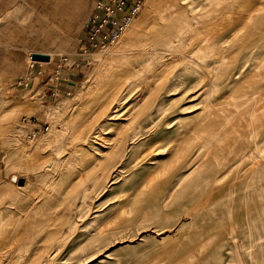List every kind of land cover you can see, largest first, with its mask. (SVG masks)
Here are the masks:
<instances>
[{
	"label": "rangeland",
	"instance_id": "rangeland-1",
	"mask_svg": "<svg viewBox=\"0 0 264 264\" xmlns=\"http://www.w3.org/2000/svg\"><path fill=\"white\" fill-rule=\"evenodd\" d=\"M95 1L0 0V264H264V1L201 0L125 111L149 107L150 129L84 113L161 0H132L69 96L13 85L32 53L79 48Z\"/></svg>",
	"mask_w": 264,
	"mask_h": 264
},
{
	"label": "bare ground",
	"instance_id": "bare-ground-1",
	"mask_svg": "<svg viewBox=\"0 0 264 264\" xmlns=\"http://www.w3.org/2000/svg\"><path fill=\"white\" fill-rule=\"evenodd\" d=\"M263 1L264 0H261V2H263ZM200 2H201V0H161L159 5H158V3L156 4V11L153 13L151 19H149L145 23L144 30L137 37L136 43L129 46L127 48V50H125L122 53V55L116 56L115 57L116 59L113 60L112 63L110 64V66L107 68L108 70L106 72V75L103 76L94 96L91 98V101H90L89 105L87 106V110L84 113V115H85L84 118H86L85 120L90 118L93 121L99 122L100 118L104 117L105 119H107V121H113V122L131 121V122H134V121H136L137 118H141V119H143V121H146L145 122V125H146L145 128L150 129L151 125L154 124V120H153V116L150 113L149 107H145V109L138 112L137 115L133 111V108H131L128 111L129 113H126L125 111L128 108H130V106H131L130 102H139L140 103L144 99L143 98L144 97L143 91L147 88V84L151 83V80L154 78L152 76H149L150 80L147 81L148 80V77H147L148 74L151 75L152 71H154L155 68H158V70L164 69L173 56H175V55L181 56L182 50L184 48L183 43L186 40L190 39V35L192 32L194 33L195 29L193 28V26L198 21H200V20L203 21V18L206 15V14H204L203 17H201L202 15L199 16L200 13L199 14L197 13L198 8H199L198 5ZM258 4H260V2ZM208 15L209 14L207 13L206 16H208ZM212 16H213V14H212ZM216 16H218V15H216ZM249 16H251V15H249ZM249 16H247V17H249ZM209 18H210V16H209ZM249 18L252 19L251 17H249ZM256 18H257V16H256ZM207 19H208V17H207ZM250 19H249V22H250ZM225 20H226V18H225ZM257 20L258 19H256V21ZM216 22H218V21H216ZM251 22H253V21H251ZM257 24L260 26L263 25L264 20L260 19ZM254 27H255V25L253 26V29H254ZM192 29H194V30H192ZM251 29H250L249 34L252 33L251 31H253ZM257 29L259 30V28H257ZM258 33H260V30ZM256 36H257V34H256ZM251 37H253V36H251ZM192 38H193V36L191 37V39ZM260 38H261V36H260ZM249 40H251L250 36H249ZM141 41L145 42V44L144 45H138V43ZM189 41L191 43L193 40L192 41L189 40ZM187 43H186V45H188ZM197 43H199V42L197 41ZM201 43H203V42H201ZM201 43L199 44V47H200ZM256 44H260V41H258ZM203 45H204V43H203ZM196 46H197V44L195 45V47ZM259 46H261V45H259ZM195 47H194V49H195ZM188 48H189V46H188ZM188 48L186 50H189ZM199 49L200 48H198L197 50H199ZM184 52L186 53L185 50H184ZM187 55H185V56H187ZM221 59L224 60L223 58H221ZM215 63H217V62H215ZM219 63H220V61L218 62V64ZM251 69L253 70L254 68H251ZM226 70H227V68L225 69V71ZM240 70H242V69H240ZM236 76H237L236 74L235 75H229L227 82L229 81L228 82L229 84L232 83V81L234 80V78ZM234 87L232 86V88H234ZM130 111H132V112H130ZM160 113H163V112H160ZM123 114H124L125 118H123L124 117ZM132 114H133V116L131 117V119L128 118ZM121 116H123V117H121ZM120 119H122V120H120ZM89 129H90V132L92 134H95V135L100 134L101 132L103 133L107 130V128L104 127L103 125L98 126V127L92 126ZM227 140H229V138ZM209 142L207 144H210ZM226 142H228V141H226ZM226 142H225V144H227ZM231 142H233V140ZM219 144L221 145V143H219ZM222 144H223V142H222ZM217 149H218V147H217ZM249 152L250 151H248V153ZM240 156H241V154H240ZM203 158H205V157H203ZM192 160H194V159H192ZM198 160H200V159H198ZM221 169H223V168H221ZM220 171L221 170H219L218 172H220ZM221 235H222V233H221ZM5 254H4V256H5Z\"/></svg>",
	"mask_w": 264,
	"mask_h": 264
},
{
	"label": "crops",
	"instance_id": "crops-1",
	"mask_svg": "<svg viewBox=\"0 0 264 264\" xmlns=\"http://www.w3.org/2000/svg\"><path fill=\"white\" fill-rule=\"evenodd\" d=\"M85 35L81 40L79 48L67 56V61L63 64V60L53 59L51 55L46 53H38L49 56V61L45 63H37L34 75L31 78L30 84L32 88L39 85L43 91L47 92V98L65 97L72 94L82 80L83 74L90 65V51L84 52L86 44L84 42ZM34 54V53H32ZM13 84L15 87H21L19 82ZM28 86V87H29Z\"/></svg>",
	"mask_w": 264,
	"mask_h": 264
},
{
	"label": "built area",
	"instance_id": "built-area-1",
	"mask_svg": "<svg viewBox=\"0 0 264 264\" xmlns=\"http://www.w3.org/2000/svg\"><path fill=\"white\" fill-rule=\"evenodd\" d=\"M132 3V0H97L94 2V10L87 24V31L85 32L84 42L86 49L84 52H93L98 48H103L109 37L121 30L120 24L126 20V15L129 13ZM124 11H127V14L119 17V14ZM28 60V73L19 82V85L24 88L29 86L35 65L37 64V62L31 60V55L28 57ZM66 61L67 58H63V64ZM38 133L39 130H34L31 137H37Z\"/></svg>",
	"mask_w": 264,
	"mask_h": 264
},
{
	"label": "water",
	"instance_id": "water-1",
	"mask_svg": "<svg viewBox=\"0 0 264 264\" xmlns=\"http://www.w3.org/2000/svg\"><path fill=\"white\" fill-rule=\"evenodd\" d=\"M31 60L37 63H45L49 61V56L44 54L34 53L31 55Z\"/></svg>",
	"mask_w": 264,
	"mask_h": 264
}]
</instances>
